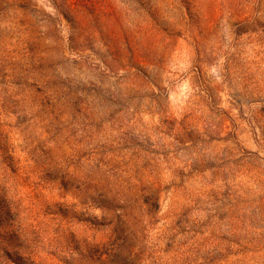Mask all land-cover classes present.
Instances as JSON below:
<instances>
[{
  "label": "rangeland",
  "instance_id": "374dc122",
  "mask_svg": "<svg viewBox=\"0 0 264 264\" xmlns=\"http://www.w3.org/2000/svg\"><path fill=\"white\" fill-rule=\"evenodd\" d=\"M74 3L0 0V264H264V0Z\"/></svg>",
  "mask_w": 264,
  "mask_h": 264
},
{
  "label": "trees",
  "instance_id": "16d2710c",
  "mask_svg": "<svg viewBox=\"0 0 264 264\" xmlns=\"http://www.w3.org/2000/svg\"><path fill=\"white\" fill-rule=\"evenodd\" d=\"M52 2H53V4H55L57 6L61 5L62 8L64 9V12H66V14H67V17L69 18V21L73 22L74 18H76V10L74 7V5H75L74 0H60L59 2H58V0H52ZM69 16H73V18L69 17Z\"/></svg>",
  "mask_w": 264,
  "mask_h": 264
}]
</instances>
